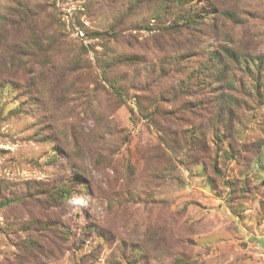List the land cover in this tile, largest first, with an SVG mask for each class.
Listing matches in <instances>:
<instances>
[{
	"label": "rangeland",
	"instance_id": "1",
	"mask_svg": "<svg viewBox=\"0 0 264 264\" xmlns=\"http://www.w3.org/2000/svg\"><path fill=\"white\" fill-rule=\"evenodd\" d=\"M17 1L1 0L4 16L15 14ZM117 1L98 0L91 6L87 0H30L37 11L34 21L28 25L14 21V29L9 23L7 32L0 31V51L7 42L24 41L25 49L28 44L37 48L61 71L58 79H46L24 96L0 85V200L27 194L26 184L52 183L65 167L74 173L75 165L84 170L89 187V192L75 194L59 207L27 199L10 210L0 208V264H173L178 257L188 264H264V85L257 90L252 79L241 75L244 89L238 87L236 93H250L242 97L250 107L242 104L234 109L245 125L238 131L242 137L232 139L246 158L244 163H224L211 134L206 147H189L187 132L207 127L198 111H188L174 123L165 122L182 134L179 142L171 136L175 140L165 144L153 126L143 119L132 121L128 108L117 105L100 77L95 56L104 55L110 47L156 60L161 50L151 33L122 29L125 35L132 32L138 38L133 42L137 46L119 39L114 47L111 36L86 39L77 24L109 29ZM226 1L215 0L223 10ZM244 7L255 12L256 20L226 31L234 29L247 40L250 29L255 40L249 38L246 48L260 54L255 58L259 62L264 58V0H246L240 4ZM221 24L218 21L216 28ZM252 27L260 33L254 35ZM50 43L52 48L43 54ZM81 44L89 53L81 52ZM42 65L35 64L50 76ZM123 69L131 76L136 67ZM142 69L140 79L145 74ZM21 85L25 87L22 80ZM133 93L144 95L138 90ZM127 101L133 106L132 100ZM21 103L24 113L18 112ZM237 123L234 120L236 130L242 126ZM53 146L61 149L55 161L51 160ZM205 151V160L210 161H202ZM16 217H21V225L59 219L71 227V240L58 241L40 229H7ZM25 240L52 253L33 256L16 246Z\"/></svg>",
	"mask_w": 264,
	"mask_h": 264
},
{
	"label": "trees",
	"instance_id": "2",
	"mask_svg": "<svg viewBox=\"0 0 264 264\" xmlns=\"http://www.w3.org/2000/svg\"><path fill=\"white\" fill-rule=\"evenodd\" d=\"M87 1H92L91 6L98 2V0ZM213 1L215 2V0H118L111 15L112 21L109 29L93 30L84 27V24L79 21L77 24L86 39L101 40L111 36L115 39L114 47H117L122 40L129 42V46H137L133 42H137L138 38L132 32L125 35L122 29L125 31L144 29L149 34L151 33L155 46L161 50L156 60L146 61L145 55L136 52L132 55L110 47L105 48L104 55L95 54L97 66L100 68V77L107 83L108 92L113 94L117 105L128 108L131 120L143 119L153 126L167 145L171 144L170 140L176 139V142H179L182 134H180L181 131L174 132L172 128L166 126L165 122L174 123L176 119H183L188 111H198L203 114L207 127L206 130L193 128L192 131L187 132L188 140H190L189 147H206L208 135L211 134L219 146V152L225 160L224 163L231 160L244 163L246 158L242 157V152L232 139H235V136L237 138V135L242 137L238 131L245 125L234 113V109L242 104L250 107L249 103H243L242 98L249 96L250 93L246 90H241L239 96L236 93L238 87L244 89V80L241 75L252 79L257 90L262 88L264 58H259L257 59L259 62H256L255 58L260 54L253 53L246 48L250 47L247 43L249 38L255 40L250 29L247 40L243 35L237 36L234 29L229 34L226 31L228 27L237 25L246 27L249 25V20H256L255 12L245 7L240 8V4H245L246 0H227L225 10L217 7L216 2ZM17 2L14 7L15 14L10 18L7 15L4 16L0 10V31L7 32V25L13 24L14 21L25 25L34 21L36 8L30 6V0H20L19 4ZM0 4H2L1 0ZM204 5H208L209 8ZM262 18L264 19V16ZM218 21L224 25L221 24L216 28ZM12 24L11 27L14 29ZM253 31L254 35L260 33L254 28ZM208 33L211 34L208 35ZM207 37H212L215 42H210ZM24 46V41L7 42L0 51V85L8 86L12 91L14 88L17 89V95L21 96L31 90L36 91L40 85H44L46 79L53 81L54 76L58 79L61 75L59 73L61 71L56 68L55 64L44 59L37 48L33 49V46L28 44V48L25 49ZM52 46V43L45 46L43 54H47ZM80 49L82 53H89V48L83 44L80 45ZM90 49L95 51V46L91 45ZM56 57L59 56L55 55L54 58ZM39 63H44L42 67L51 72L50 76L38 71L35 64ZM74 66L77 68L76 64ZM138 66L141 67L140 70L143 67L142 70L145 71L141 79ZM124 67H136V69L130 76L124 71ZM21 80L25 87L21 85ZM128 80L129 82L126 83ZM133 90L141 91L144 95H137L133 93ZM42 95L44 97L46 93ZM127 99L132 100L133 106ZM23 107L21 103L18 112L24 113ZM94 114L98 116L99 113ZM45 119L48 117L46 116ZM234 120L242 125L237 130L234 127ZM179 134L180 140H177ZM171 136L175 139H170ZM183 142L185 141H181L180 144ZM223 146H225L224 149ZM74 147L77 148L75 145ZM80 152L77 148L76 154ZM51 154V160L55 161L61 154V149L53 146ZM100 158L99 156L98 159L97 156V160ZM205 158L206 151L203 152L202 161H210L209 157L206 160ZM74 168V173L73 171L71 173L68 167H65L64 171L61 170V173L58 171L56 179L48 185H34V187L26 184L28 192L25 194L26 197L24 194H10L7 198L0 200V208L10 210L27 199H32L40 205L46 204L47 207H59L70 200L73 195L89 192L84 170L78 165ZM215 172L217 173V170ZM232 189L233 195L236 190ZM39 195L44 198L41 200L37 197ZM7 229L13 232L40 229L41 232H48L49 236L52 234V237L58 241L71 240V227L61 223L59 219L32 220L21 225V217H16L7 225ZM16 246L33 256L38 254L48 256V253H52V250L48 251L44 247L39 249L41 245L27 240L22 243L16 242ZM19 256L21 257V253ZM75 264H81V261ZM173 264H188V260L178 257Z\"/></svg>",
	"mask_w": 264,
	"mask_h": 264
}]
</instances>
